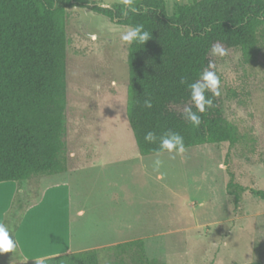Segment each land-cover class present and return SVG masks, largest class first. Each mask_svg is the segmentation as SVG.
I'll list each match as a JSON object with an SVG mask.
<instances>
[{"label": "rangeland", "instance_id": "1", "mask_svg": "<svg viewBox=\"0 0 264 264\" xmlns=\"http://www.w3.org/2000/svg\"><path fill=\"white\" fill-rule=\"evenodd\" d=\"M192 1L165 0L168 17ZM67 13L68 170L7 184L17 187L7 235L27 209L45 205L49 215L68 212L73 253L98 250L101 264L116 261L117 245L139 240L145 257L160 264H264V46L255 64L223 44L210 53L220 79L216 97L237 130L234 145L142 155L128 118L130 44L120 37L129 28L89 9ZM5 196L0 192V208ZM17 257L0 251V263ZM125 261L132 264L131 256Z\"/></svg>", "mask_w": 264, "mask_h": 264}, {"label": "trees", "instance_id": "2", "mask_svg": "<svg viewBox=\"0 0 264 264\" xmlns=\"http://www.w3.org/2000/svg\"><path fill=\"white\" fill-rule=\"evenodd\" d=\"M134 5L137 11L125 15L124 5L104 7L93 0H0V183L68 170L69 8L89 9L118 26L141 24L150 34L144 44H130L127 59L128 118L142 155L155 154L168 132L178 133L185 149L238 141L217 97L206 92L213 104L200 113L189 85L200 79L217 44L241 50L247 64L257 62L264 46V0H193L179 5L173 17L165 0ZM146 99L151 108L144 106ZM180 106L200 117L198 127L175 109ZM148 132L155 133L154 142L145 141ZM114 251L113 264H128L126 256L132 264H160L145 257L143 240L119 244ZM41 264L101 263L98 250H87Z\"/></svg>", "mask_w": 264, "mask_h": 264}, {"label": "crops", "instance_id": "3", "mask_svg": "<svg viewBox=\"0 0 264 264\" xmlns=\"http://www.w3.org/2000/svg\"><path fill=\"white\" fill-rule=\"evenodd\" d=\"M11 183L13 182L0 183V192L8 195V199L10 197L9 201L5 199V206L3 204V208H0V227L3 229L7 222L5 214L17 193L16 186L11 189L6 187ZM37 208L38 210L27 209L23 221L12 235L10 234L11 237H8L12 245V250L9 251H17V259L0 264H41L44 259L73 253V235L68 212L62 210L66 214L49 215V206L42 205Z\"/></svg>", "mask_w": 264, "mask_h": 264}, {"label": "clouds", "instance_id": "4", "mask_svg": "<svg viewBox=\"0 0 264 264\" xmlns=\"http://www.w3.org/2000/svg\"><path fill=\"white\" fill-rule=\"evenodd\" d=\"M124 5V14L127 15L129 11L136 12L137 8L134 5V0H122ZM121 40L129 44L135 42L137 44H144L150 39L149 32L144 30L143 25L136 24L130 25L128 31L121 34ZM95 39V36L92 37ZM221 50L213 46L212 52L214 54L219 53ZM214 65L209 62L207 68L200 74V79L195 83L189 85L191 90V100L194 102L196 108L200 113H203L207 108L212 107L213 101L210 97H206V92H210L213 96H219L220 91V79L215 71L212 69ZM202 81V83H201ZM144 106L146 108L152 107V102L150 99L144 101ZM185 119L189 120L192 125L199 126L201 123L200 117L194 113L190 108H185ZM146 142H154L156 140V135L154 132L146 133L144 137ZM177 152L183 153L185 151V145L183 138L178 133L168 132L166 135L160 137V147L155 149L154 152L157 156L161 155L163 152ZM157 165L161 161L156 162ZM0 243L3 244V247H0V251H9L11 250L10 241L6 231L0 227Z\"/></svg>", "mask_w": 264, "mask_h": 264}, {"label": "snow or ice", "instance_id": "5", "mask_svg": "<svg viewBox=\"0 0 264 264\" xmlns=\"http://www.w3.org/2000/svg\"><path fill=\"white\" fill-rule=\"evenodd\" d=\"M0 247H3V244L2 243H0Z\"/></svg>", "mask_w": 264, "mask_h": 264}]
</instances>
